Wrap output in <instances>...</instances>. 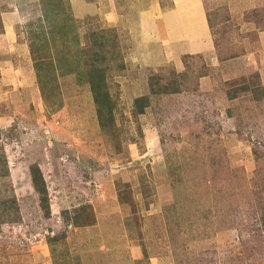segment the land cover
<instances>
[{"label": "rangeland", "instance_id": "374dc122", "mask_svg": "<svg viewBox=\"0 0 264 264\" xmlns=\"http://www.w3.org/2000/svg\"><path fill=\"white\" fill-rule=\"evenodd\" d=\"M200 1L188 54L172 0H0V264H264V0Z\"/></svg>", "mask_w": 264, "mask_h": 264}, {"label": "crops", "instance_id": "0c3cea01", "mask_svg": "<svg viewBox=\"0 0 264 264\" xmlns=\"http://www.w3.org/2000/svg\"><path fill=\"white\" fill-rule=\"evenodd\" d=\"M196 1L199 3H196ZM195 6L198 14L194 11ZM172 8L174 11L169 10L168 13L164 12L161 17H159V11H155V9L152 11L155 20H158L156 22L160 23L161 28L170 29L177 34L175 39L178 43L182 44L184 48V50H182L183 52L188 54L212 52V42L210 40L211 31L209 30L210 25L202 2L200 0H172ZM194 13L198 15L197 18ZM173 15L176 16V19H174ZM184 16L185 19L183 18ZM173 25H175L174 30ZM173 32L171 33L172 36ZM145 33L147 34V32ZM149 36L152 37L151 34H149ZM261 38L263 40L264 33L261 34ZM245 59L246 58L240 59L241 61L239 60L242 62L241 64L244 63ZM256 63L257 62H253L252 64ZM255 66L256 65H251L252 71H260L262 84L264 85V70L255 68Z\"/></svg>", "mask_w": 264, "mask_h": 264}, {"label": "trees", "instance_id": "16d2710c", "mask_svg": "<svg viewBox=\"0 0 264 264\" xmlns=\"http://www.w3.org/2000/svg\"><path fill=\"white\" fill-rule=\"evenodd\" d=\"M99 61L93 63L92 69H90L89 71V84L93 92L95 104L97 105L100 124L102 125V127H107V125L110 124L113 120L112 104L107 89L108 87L105 82V70L101 66ZM176 92L179 91L176 89ZM262 92L264 93L263 88ZM235 98H237L236 95L230 96V99ZM148 106L149 101L147 97L136 98L135 109L138 114H144ZM32 176L35 188L40 193L42 197V204H44V201H47L46 195L48 196V194L42 171L38 166L32 168Z\"/></svg>", "mask_w": 264, "mask_h": 264}]
</instances>
